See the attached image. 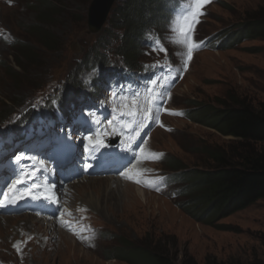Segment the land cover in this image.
I'll use <instances>...</instances> for the list:
<instances>
[{"label":"rangeland","instance_id":"1","mask_svg":"<svg viewBox=\"0 0 264 264\" xmlns=\"http://www.w3.org/2000/svg\"><path fill=\"white\" fill-rule=\"evenodd\" d=\"M5 1L12 4L8 5ZM122 1L117 0L113 8ZM91 2L0 0V25L11 32L0 37V127L9 125L8 122H1L3 116L14 107L15 112L19 113L21 110L17 106L32 101L36 96L35 91L42 85L46 87L52 81L59 86L64 81L74 83L71 73L75 71L77 62L88 55L93 45L109 40L106 31L112 13L100 33L88 35L87 13ZM165 2L152 0L145 12L147 26L159 24ZM44 3L55 5L57 15L42 24L39 23V11ZM258 11H264V0H218L209 6L208 16L198 27V40L216 34H235V28ZM34 26H39L55 38L57 45L54 49L48 50L42 46L40 33L33 30ZM215 42L212 39L205 45L208 50L195 57L191 71L170 98L171 108L183 109L189 115L192 111L189 105L193 102L212 107H219L220 101L230 103L232 99L252 107L264 102V41L242 37L237 45L221 51L213 50L219 46ZM19 45L30 47L39 57L37 62H22L16 49ZM139 60L147 61V57H136L135 54V62ZM21 62L25 63L23 66L29 74L27 77L23 76L21 67L17 65ZM75 73L77 77L80 70ZM34 100V105L39 106L40 101ZM166 121L173 129L171 133L156 130L151 135L150 143L146 142L142 147L145 154H153L156 150L161 151L162 158L165 157L156 164L144 162L149 170L154 168V174L172 173L173 169L167 167L169 161L170 164L178 162L182 169L188 171L204 168L208 164L205 163L207 157L203 154L204 148L230 151L234 147L231 138L187 118ZM91 180L109 181V186L87 189L83 187L85 183L79 180L80 183L73 184L70 193L65 195L66 203L75 213L82 203L86 205L84 209L88 211L90 222L87 230L83 228L81 236L84 237L74 240L67 234H53L47 249L43 250V245L38 244L29 251L26 264H127L107 259L110 251L122 247L127 241L134 245H145L150 240L169 249L177 262L190 259L196 264H206L212 260L239 264L264 263V199L210 226L183 212L177 199L168 194L164 197L148 193L131 184L112 185V178L87 177L85 182ZM8 218L9 222L5 225L17 233L28 230L27 233H31L34 230L39 234L50 230L40 222L30 221L28 228L27 224L23 226L25 217L19 218L22 225L18 224L16 217ZM5 225L3 221L0 222V233L12 232V228ZM8 252L9 243L1 244L0 257L6 260L9 258Z\"/></svg>","mask_w":264,"mask_h":264},{"label":"trees","instance_id":"2","mask_svg":"<svg viewBox=\"0 0 264 264\" xmlns=\"http://www.w3.org/2000/svg\"><path fill=\"white\" fill-rule=\"evenodd\" d=\"M151 4L152 0H125L122 6L115 9L109 21L110 28L106 32L114 38L113 42L119 45L117 52L127 65L135 64L140 35L142 29L148 24L145 12ZM56 9L57 7L53 4L44 3L39 11L41 16L39 23H47L48 19L55 17ZM235 29V34L223 33L220 51L234 47L242 37L264 41V11L254 13ZM33 30L40 33V42L44 48L52 50L56 47L55 38L46 30L40 29L39 26H34ZM113 30H122V39H116ZM98 46H101V42L92 47V52L87 55L84 62L94 63L102 68L105 56L99 53ZM16 49L22 62L26 64L37 62L39 57L30 47L19 45ZM22 62L17 65L21 67L23 76L27 77L29 74L23 66L25 63L22 64ZM75 86L78 88L77 84L70 87L65 98L71 97L70 92ZM218 106L190 103L189 107L192 111L189 114V120L231 138L234 146L232 150L204 148L203 154L207 157L205 163L208 164L204 168L191 171L182 169L178 162L173 161L172 164L170 162L167 164L168 168L180 172L179 178L183 187V197L179 203L181 210L194 220L210 226L264 199V102L257 107H252L232 99L230 103L220 101ZM152 242L150 240L145 245H134L127 241L122 244V247L110 251L107 259L119 260L127 264H196L190 259L177 262L175 255L170 254L169 249L160 246L158 242ZM206 264L239 263L212 260Z\"/></svg>","mask_w":264,"mask_h":264},{"label":"snow or ice","instance_id":"3","mask_svg":"<svg viewBox=\"0 0 264 264\" xmlns=\"http://www.w3.org/2000/svg\"><path fill=\"white\" fill-rule=\"evenodd\" d=\"M208 2H209V0H195L194 10L190 14V17H185L184 23L179 29L181 36H183L185 40H188L189 34L194 31V25L199 22L198 17L200 15H202L201 9ZM195 47H196L195 44L189 45V47H188V60H191L192 51H193V48H195ZM163 50L164 49H160V51H163ZM156 83H157V81H155V80L152 81L153 85H155ZM149 92H154V90L152 88H150ZM162 99H163V93H154L153 97L151 99H149V101H148V107L146 109L141 110L142 118L140 119V121L138 123L137 129H135L136 136H139V130L145 126V121L156 120L158 122V117L154 114V108L157 112L159 111L160 103H158V101H162ZM135 103L136 102L134 100L133 105H135ZM124 107H127V105H125ZM114 111H115V109H114ZM172 114H176V113H172ZM125 115L135 117L137 115V112L136 111H129L127 113H125L123 111L120 112V116H125ZM93 120L95 123H97V124L99 123V121L96 120L94 118V116H93ZM113 120H116V117H113ZM109 126L113 127L111 122L109 123ZM125 129H132V123H127V122L122 123V124H120V127L118 130H117V128L113 127V131L116 132L117 134L124 132ZM135 138H136L135 136L130 137V139H132V140H134ZM84 139L87 141V144L85 146V151H89L90 147H97V146L103 147V142L99 138V135L95 141L92 139L91 136H85ZM128 147L130 148L131 144H129ZM139 155L141 158L146 159V160L155 161L156 159H158V157H156L154 154H145L143 148L140 149ZM26 158L27 157L20 155V156L16 157V161H17V163H19L21 160L26 159ZM88 167H90L89 164L84 165L85 169H87ZM32 175H34V173H32ZM122 175H126V174L122 173ZM30 178H31L30 176L22 174L17 180H15L14 183H12L10 185V187L8 188V192L4 194V199L7 200L9 198V195L14 196L16 194V192L18 191L17 186L20 184L26 183V180L30 179ZM126 178L131 180V179H133V175L127 174ZM134 182L141 183V181L138 179L135 180ZM145 183L147 184V186L151 187L152 183H154V182L153 181H147ZM36 187H38V185H36L35 183H33L30 187L26 186L24 189V192L21 193V195L17 198L22 199L25 195H30L32 192V189H34ZM12 202L14 203L15 200H13ZM14 247H15V245H14Z\"/></svg>","mask_w":264,"mask_h":264},{"label":"water","instance_id":"4","mask_svg":"<svg viewBox=\"0 0 264 264\" xmlns=\"http://www.w3.org/2000/svg\"><path fill=\"white\" fill-rule=\"evenodd\" d=\"M114 2L115 0H92L87 13L90 34H95L101 30Z\"/></svg>","mask_w":264,"mask_h":264},{"label":"bare ground","instance_id":"5","mask_svg":"<svg viewBox=\"0 0 264 264\" xmlns=\"http://www.w3.org/2000/svg\"><path fill=\"white\" fill-rule=\"evenodd\" d=\"M85 184L83 185V187H87V189H92V188H95V187H101V186H105L106 188L109 186L107 183H109V181L107 182V181H103V180H94V181H88V182H84ZM111 183V182H110ZM120 182L119 181H117V180H114L113 179V181H112V185H118ZM83 184V183H82ZM80 190V189H79ZM77 191V192H79V193H82V192H80V191ZM9 219L10 218H5L4 219V222L6 223V222H9ZM26 221H28L27 223H30L29 221L31 220V218H30V216L28 217V218H26L25 219ZM0 222H2L1 220H0ZM31 225V224H30ZM43 229V228H42Z\"/></svg>","mask_w":264,"mask_h":264}]
</instances>
